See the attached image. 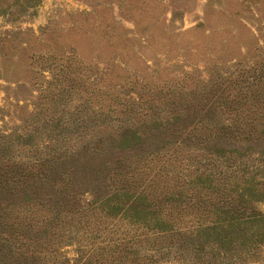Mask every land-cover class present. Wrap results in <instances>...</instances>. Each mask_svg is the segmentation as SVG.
I'll use <instances>...</instances> for the list:
<instances>
[{
	"label": "rangeland",
	"instance_id": "rangeland-1",
	"mask_svg": "<svg viewBox=\"0 0 264 264\" xmlns=\"http://www.w3.org/2000/svg\"><path fill=\"white\" fill-rule=\"evenodd\" d=\"M253 73L264 97V0H0V161L32 164L96 144L113 149L135 132L142 181L161 162L184 182L204 168L228 182L262 177L264 98L253 102L254 85L244 88L250 131L240 127L209 148L199 142L213 137L209 126L232 123L230 81ZM44 188L7 200L8 222L63 224L59 232L72 239L60 242L65 256L76 255L79 239L128 229L107 205L91 208L88 192L76 199L75 214L57 212ZM175 249L156 252L155 263L184 264Z\"/></svg>",
	"mask_w": 264,
	"mask_h": 264
},
{
	"label": "trees",
	"instance_id": "trees-1",
	"mask_svg": "<svg viewBox=\"0 0 264 264\" xmlns=\"http://www.w3.org/2000/svg\"><path fill=\"white\" fill-rule=\"evenodd\" d=\"M259 81L257 73L248 81H230L233 85L225 94L226 108L237 116L230 124L209 126L207 131L213 137L199 140L204 147H211L221 136H236L240 127L250 131L243 112L247 110L244 100L249 97L244 88L254 85L252 100L257 105L264 98ZM198 125L203 129L207 126ZM139 137L131 132L113 149L107 146L104 150L96 144L88 151L84 146L79 152L53 153L32 164L0 161V200L5 199L3 204L0 201V264H156V252L171 247L176 248L174 257L184 264H264V210L258 207L264 204V175L228 182L227 177L204 168L195 179L184 182L179 171L161 162L154 177L142 181L138 170L144 172L146 165L136 164L144 157L133 150ZM110 155H114L112 161ZM127 156H134L132 165L124 161ZM39 187H46L40 193L48 198V204L51 201V208L57 212L64 209L66 216L75 214L76 199L88 192L91 208L107 205V214H116L128 229L122 227L120 235L108 239L99 235L96 241L88 236L79 239V253L65 256L58 251L60 242L72 239L66 235L70 232H59L63 224L48 219L32 229L29 222H8L9 209H5L10 198L19 193L33 196Z\"/></svg>",
	"mask_w": 264,
	"mask_h": 264
}]
</instances>
